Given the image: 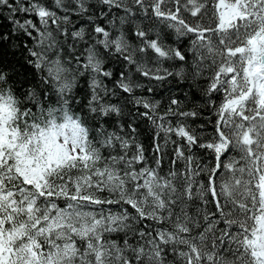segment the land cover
Masks as SVG:
<instances>
[{
  "label": "snow or ice",
  "instance_id": "1",
  "mask_svg": "<svg viewBox=\"0 0 264 264\" xmlns=\"http://www.w3.org/2000/svg\"><path fill=\"white\" fill-rule=\"evenodd\" d=\"M0 264H264V0H0Z\"/></svg>",
  "mask_w": 264,
  "mask_h": 264
}]
</instances>
